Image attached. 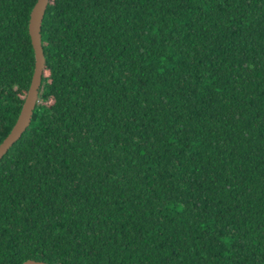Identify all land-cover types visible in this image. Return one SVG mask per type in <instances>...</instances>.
<instances>
[{
  "label": "trees",
  "instance_id": "trees-1",
  "mask_svg": "<svg viewBox=\"0 0 264 264\" xmlns=\"http://www.w3.org/2000/svg\"><path fill=\"white\" fill-rule=\"evenodd\" d=\"M35 2L0 0V143ZM41 41L0 264H264V0H49Z\"/></svg>",
  "mask_w": 264,
  "mask_h": 264
},
{
  "label": "water",
  "instance_id": "water-1",
  "mask_svg": "<svg viewBox=\"0 0 264 264\" xmlns=\"http://www.w3.org/2000/svg\"><path fill=\"white\" fill-rule=\"evenodd\" d=\"M48 2L49 0H36L29 15L28 34L34 49V71L17 119L10 132L0 143V160L29 126L33 111L38 102V94L45 66V58L41 41V24ZM22 264L50 263L29 259L24 261Z\"/></svg>",
  "mask_w": 264,
  "mask_h": 264
}]
</instances>
